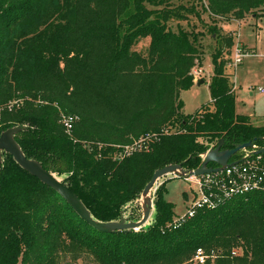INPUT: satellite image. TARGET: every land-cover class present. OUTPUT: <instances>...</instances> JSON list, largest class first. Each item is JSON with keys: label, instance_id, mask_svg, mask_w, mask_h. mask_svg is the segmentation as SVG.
<instances>
[{"label": "trees", "instance_id": "1", "mask_svg": "<svg viewBox=\"0 0 264 264\" xmlns=\"http://www.w3.org/2000/svg\"><path fill=\"white\" fill-rule=\"evenodd\" d=\"M176 1L0 0V135L19 128L14 139L26 158L56 175L96 222L141 221L154 173L170 165L196 170L220 140L223 150L248 142L264 148V126L236 111L223 59L233 38L217 26L210 28L217 45L211 102L184 113L181 93L194 86L203 45L179 26L186 7ZM204 2L219 19L264 15V0ZM145 38L150 45L142 54L133 48ZM61 113L79 116L72 135ZM147 133L157 134L149 149L118 157V146ZM167 194V182L156 188L147 227L103 233L4 153L0 264H59L73 248L99 264H189L198 248L219 252L207 264H264V193L199 211L176 230L168 228L176 213ZM235 250L242 253L233 256Z\"/></svg>", "mask_w": 264, "mask_h": 264}, {"label": "rangeland", "instance_id": "2", "mask_svg": "<svg viewBox=\"0 0 264 264\" xmlns=\"http://www.w3.org/2000/svg\"><path fill=\"white\" fill-rule=\"evenodd\" d=\"M180 4L186 7L183 15L187 19L182 21L179 26L185 30L199 34L201 45H203L202 60L199 66L193 71V82L197 84L199 81L205 80V83L199 86L195 85L182 92L181 99L184 103L185 114L193 115L203 106L209 105L211 102L209 87L214 71L213 56L217 45L212 37L210 28L217 26L221 29L223 35H231L233 38V46L230 50H225L223 59L227 62L225 74L235 84L236 111L240 115L256 117L252 120L255 126H264V94L258 92L259 88H264V15L258 18L249 15L243 20L235 19L232 16H229L227 19H219L210 16L205 8L204 0H179L175 2V5ZM238 44L249 56L244 58L243 63L238 68H235L231 65L230 59L231 54L234 52V47ZM149 45L150 39L145 38L141 39L133 49L139 53L147 54ZM20 105L21 102H11L9 107H19ZM64 114L74 116L79 121V116L76 114ZM168 129L171 132H176L180 127H168ZM255 150H258V148L255 147ZM250 152V150L241 151L238 157L241 159ZM54 176L57 177L56 175ZM164 182H167L168 188L166 199L175 204V213L183 214L195 196L197 189L195 179H186L185 177H178L174 174L165 176L158 181L150 194L152 211L145 227L154 219V194L156 188ZM238 253L242 252L238 251ZM59 264L99 263L86 250L73 248L66 254L61 255ZM189 264L195 263L190 261Z\"/></svg>", "mask_w": 264, "mask_h": 264}, {"label": "built area", "instance_id": "3", "mask_svg": "<svg viewBox=\"0 0 264 264\" xmlns=\"http://www.w3.org/2000/svg\"><path fill=\"white\" fill-rule=\"evenodd\" d=\"M233 50L234 52L231 54L230 59L231 65L238 68L249 54L239 44ZM258 92L264 94V88H259ZM76 121V117L61 113L60 122L68 135H72ZM164 132L166 134L171 133L168 128ZM155 139H157V134L147 133L128 146H118L117 148L120 150L118 157L121 159L134 152L147 150ZM250 151L245 157L235 160L239 161L238 163L219 172L196 178L192 177L197 183L195 196L183 214L178 213L175 215L168 228L176 230L195 217L199 211L214 210L236 197L256 192L264 193V158L262 155L255 154L257 151L255 150V146ZM235 161L232 160L230 163ZM218 254L219 252L217 253L214 250L207 252L204 248H198L193 262L195 264H207L209 260L215 261ZM232 255H238L237 251H234Z\"/></svg>", "mask_w": 264, "mask_h": 264}, {"label": "water", "instance_id": "4", "mask_svg": "<svg viewBox=\"0 0 264 264\" xmlns=\"http://www.w3.org/2000/svg\"><path fill=\"white\" fill-rule=\"evenodd\" d=\"M204 81L198 82V85L203 84ZM19 128H12L0 135V169L3 162V154H10L15 162L27 171L30 175L36 177L39 181L45 185L56 190L73 208L77 215L86 221L90 226L103 233H115V232H132L137 231L141 227L145 226L150 219L152 204H150L151 192L154 190L158 181L167 175L174 174L178 177H185L186 179L192 177H201L214 172H219L239 161L232 162L234 156L244 150H252L254 148L253 142H248L230 150H223L224 141L220 140L215 148L210 149L207 153L202 155L203 163L201 167L196 170L186 171L182 165H170L162 169L157 170L151 181L147 184L143 191V218L137 223H126L124 220L120 222L111 223H99L96 222L90 212L87 210L82 201L60 180H58L52 173L47 172L36 161L29 160L21 151L20 147L14 139V134ZM256 155H263L264 148L255 152ZM210 164H216L217 167H210Z\"/></svg>", "mask_w": 264, "mask_h": 264}, {"label": "crops", "instance_id": "5", "mask_svg": "<svg viewBox=\"0 0 264 264\" xmlns=\"http://www.w3.org/2000/svg\"><path fill=\"white\" fill-rule=\"evenodd\" d=\"M203 81H204V83H205V80H203ZM195 85H198V83H197V84L194 83V86H195ZM198 86H199V85H198ZM181 94H182V93H181ZM183 111H184V113H185V109H184ZM249 117H250L252 120L256 118V117H254V116H249ZM174 205H175V204H174ZM175 207H176V206H175ZM176 214H178V213H176Z\"/></svg>", "mask_w": 264, "mask_h": 264}]
</instances>
